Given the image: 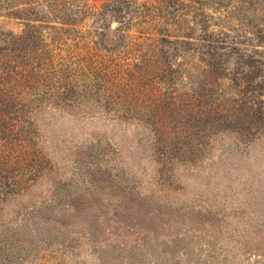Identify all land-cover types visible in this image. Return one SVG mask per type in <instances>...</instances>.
Segmentation results:
<instances>
[{
  "label": "rangeland",
  "instance_id": "rangeland-1",
  "mask_svg": "<svg viewBox=\"0 0 264 264\" xmlns=\"http://www.w3.org/2000/svg\"><path fill=\"white\" fill-rule=\"evenodd\" d=\"M152 2L102 23L104 0H0V47L20 37L0 70L15 64L9 92L31 122L18 143L0 131V188L4 175L26 180L0 196V264H264V125L215 104L221 88L196 71V52L142 42L158 25ZM190 5L178 0L175 15L191 21ZM108 27L121 35L112 48L101 43ZM166 27L188 33L183 22ZM106 64L115 77L85 88L88 66ZM127 65L134 73L123 76ZM17 150L40 166L31 180L2 161Z\"/></svg>",
  "mask_w": 264,
  "mask_h": 264
},
{
  "label": "trees",
  "instance_id": "trees-1",
  "mask_svg": "<svg viewBox=\"0 0 264 264\" xmlns=\"http://www.w3.org/2000/svg\"><path fill=\"white\" fill-rule=\"evenodd\" d=\"M49 1L53 2L54 0ZM189 1L191 3L189 7L193 6V10H195L192 14L191 21L175 15L178 11V0H153L151 8L146 11L150 12L148 13L149 18L158 23V25L147 33L141 34L140 39L149 46L178 47V49H182V51L186 52V55L188 52L187 50L196 52L198 63L196 71H199L203 77L213 76L215 80H212V78L209 79L212 87L221 88L214 100L215 104L233 105L232 108L237 110H234L237 113L235 121H241L243 119L248 123H259L264 125V119L262 118L264 115V0ZM136 6H138L137 9L135 8ZM140 6H143V4L138 3V0H104V3L101 5L99 16L103 23L108 17L119 16L123 11L135 9L134 12H136L139 10ZM1 7L2 6H0V8ZM30 9L29 7V9L21 11V9L17 8L9 15L19 17L23 12H27ZM143 13L144 12L141 11L133 14H135L136 17H141L144 16ZM232 16L235 17L234 20L237 22L233 27L230 25V22L233 20L230 18ZM170 19L174 22H183V29L188 31V33L177 35V32L174 33L171 30L164 32L163 30L167 28L166 25ZM189 22L192 23L193 27L185 25ZM211 25L219 27L212 29ZM195 28H197V33H195ZM237 28H240L241 31L234 30L236 31L235 35L237 36L240 32H243V34H245L242 37L243 40L236 41L235 38L230 36V32H232L230 30ZM120 39L121 35L116 28L110 30L108 27L101 33L102 45L109 48L116 46ZM19 40L20 37L15 35H5L3 37L2 41H4L7 46L0 47V61H10V59H7V56L14 51L13 46H15L17 44L16 42ZM245 42H247L248 47L239 49L238 46H242ZM252 43L256 44L254 48L252 47ZM11 54L13 59V53ZM168 55L173 56L172 53ZM231 58H233V62H229ZM4 66L5 67H2L0 70V89L2 90L0 94L3 97V99L0 100V131L3 133L2 139L4 141L13 138V140L15 139L18 143L20 138L28 133L31 122L28 120V111H22L24 105L19 95L9 92V89H13V87L17 86L19 83L18 79L15 78V64L12 65L9 63ZM129 67V65L125 67L122 73L123 76L127 73H134V70H131ZM245 67L248 68V70ZM88 68L89 72L82 74L85 78V88L95 85L100 88L104 82H107V79L115 77L113 74L114 70H120L112 69L108 64L97 66V68L88 66ZM168 70L170 71L169 75L177 72L172 68H168ZM30 76L32 75L30 74ZM259 76H262V78ZM221 81H225L226 84L222 85L220 83ZM66 93H64L65 96H67ZM134 113H140V111L137 109H127L126 113H123V115H132ZM219 116L221 118L224 117L223 115ZM242 128L243 130L246 129L244 126H242ZM240 134L243 140L248 141L247 138L253 136L255 132L247 131L244 133L241 132ZM15 147L20 149L23 148L21 144H17ZM178 149L182 150V148L174 147L173 155L171 154V156H173V158H178V161H184L185 158H181V156L180 158L177 157L179 156ZM157 151L159 152L158 148ZM196 151L199 152L200 147H196ZM189 153V156H191L190 161L199 156V154H197L193 157L192 151H189ZM160 155H163L162 147L159 152V156ZM27 156H29V153L26 154V151L17 150V153L14 155H5L2 161L7 165V169L14 168L18 173V177L23 178L28 172H31V170L34 171L32 172L34 174L28 176L29 180H31L35 177L38 170H40V166L30 165L33 160H25ZM32 166L36 167L32 169ZM4 178L5 183L4 186L0 188V196L16 192V188L14 187V189H11V187L16 185V187L18 186L20 189V184L26 182V180L20 182L13 180V182H11V178L6 175H4ZM172 184L173 182H169L168 186ZM60 197H62L61 193ZM138 232L139 234H144L142 230ZM255 256L258 257L259 255L255 254Z\"/></svg>",
  "mask_w": 264,
  "mask_h": 264
}]
</instances>
